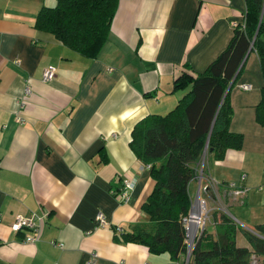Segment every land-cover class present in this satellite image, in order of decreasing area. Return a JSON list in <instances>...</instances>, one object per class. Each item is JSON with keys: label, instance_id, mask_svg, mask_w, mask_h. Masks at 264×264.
Here are the masks:
<instances>
[{"label": "crops", "instance_id": "1", "mask_svg": "<svg viewBox=\"0 0 264 264\" xmlns=\"http://www.w3.org/2000/svg\"><path fill=\"white\" fill-rule=\"evenodd\" d=\"M55 2L0 0V264H185L123 242L145 222L141 206L154 186L130 149L131 132L177 105L187 91L173 90L179 76L204 72L225 50L244 21L245 0H119L93 59L34 29L39 10ZM50 67L55 76L43 82ZM261 87L258 58L249 51L227 92L229 130L242 135V147L208 160L201 182L217 189L201 193L209 217L226 213L241 234L257 233L264 222V127L255 120ZM128 178L132 189L118 199ZM198 189L190 182V198ZM32 215L40 235L26 243L32 233L10 226Z\"/></svg>", "mask_w": 264, "mask_h": 264}, {"label": "trees", "instance_id": "2", "mask_svg": "<svg viewBox=\"0 0 264 264\" xmlns=\"http://www.w3.org/2000/svg\"><path fill=\"white\" fill-rule=\"evenodd\" d=\"M118 1L56 0L52 7L39 10L34 29L93 59L108 38ZM263 7L264 0H245L244 21L234 26L225 50L204 72L183 73L174 81V91L187 89L177 105L165 115L150 114L134 125L129 146L149 167L154 186L141 206L145 222L123 234L124 243L143 245L152 254L167 253L173 260L186 257L183 219L191 206L190 182L201 167L205 175L208 160H221L227 150H240L243 144L242 135L229 130L232 109L226 92L240 76L249 51L255 52L262 76L255 120L264 127ZM211 218L210 227L195 239L187 264H264V222L255 227L257 233L241 230L248 247H238L237 224L221 211H214Z\"/></svg>", "mask_w": 264, "mask_h": 264}, {"label": "built area", "instance_id": "3", "mask_svg": "<svg viewBox=\"0 0 264 264\" xmlns=\"http://www.w3.org/2000/svg\"><path fill=\"white\" fill-rule=\"evenodd\" d=\"M54 76H55V69L52 67L47 68L42 73V81L49 82L54 78ZM240 88L243 90H249L250 86L242 85L240 86ZM25 94L26 95L30 94L28 88H26ZM22 121L23 119L21 117L16 118V122L22 123ZM202 179H203V173L201 167L199 171V175L196 178V180L199 182V189L197 190L194 201L193 202L191 201L189 214L183 219V225L185 227V233H186V244H187V254L185 258L189 256L193 241L196 239L199 231L201 230L202 232L204 230L205 223L208 219V207L206 202L201 198V193L203 194L204 192H207L206 190L207 189L210 190V188L201 186ZM133 184H134V180H131L129 178L125 179L122 183L121 192H119V194H117L116 197L121 200H126L127 193L132 189ZM216 190L213 188L210 190L213 192L214 196L217 194ZM96 221L98 222L99 227L106 226L104 217L100 213L96 216ZM10 229L13 233H17L21 230H28L32 233V235L30 237H25L23 241L26 243L36 242L38 241L40 235L39 218L34 215H32L29 218L17 216L15 218V221L11 224ZM56 246L62 248V244H58ZM95 257L96 256L93 255V258Z\"/></svg>", "mask_w": 264, "mask_h": 264}, {"label": "rangeland", "instance_id": "4", "mask_svg": "<svg viewBox=\"0 0 264 264\" xmlns=\"http://www.w3.org/2000/svg\"><path fill=\"white\" fill-rule=\"evenodd\" d=\"M55 4V3H54ZM52 7V6H51ZM258 64H259V62H258ZM194 194H193V196L191 197V199H192V201H194ZM219 208H223L222 207V204L220 203V202H217V204H216ZM217 211H220V210H217ZM222 212V211H221ZM210 217H209V215H208V219H207V221H206V223H205V228L206 227H209V224H210ZM204 228V229H205ZM209 230H210V228H208ZM200 233H201V230L199 231V233H198V235H197V237L200 235ZM196 237V238H197ZM236 240H237V242H238V247H241V245H243V243H245L247 240H246V238L243 236V234H241L240 232H239V229H238V237H237V235H236ZM195 241V240H194ZM194 241H193V243H194ZM193 245V244H192Z\"/></svg>", "mask_w": 264, "mask_h": 264}, {"label": "water", "instance_id": "5", "mask_svg": "<svg viewBox=\"0 0 264 264\" xmlns=\"http://www.w3.org/2000/svg\"><path fill=\"white\" fill-rule=\"evenodd\" d=\"M263 15H264V9L262 10V15H261V19L263 18ZM232 84H233V81H232V83L230 84V86L228 87V90L230 89V87L232 86ZM227 90V91H228ZM227 93V92H226ZM212 127H213V124H212ZM212 127H211V129H212ZM206 191H209V189H207ZM209 193V192H208ZM188 259H189V256H187V258H186V263L185 264H187L188 263Z\"/></svg>", "mask_w": 264, "mask_h": 264}, {"label": "bare ground", "instance_id": "6", "mask_svg": "<svg viewBox=\"0 0 264 264\" xmlns=\"http://www.w3.org/2000/svg\"><path fill=\"white\" fill-rule=\"evenodd\" d=\"M194 228V227H193Z\"/></svg>", "mask_w": 264, "mask_h": 264}]
</instances>
